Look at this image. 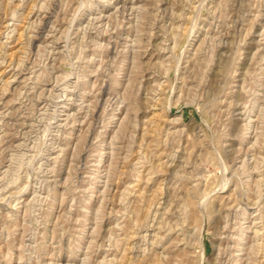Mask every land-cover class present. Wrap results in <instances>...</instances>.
I'll list each match as a JSON object with an SVG mask.
<instances>
[{
    "label": "rangeland",
    "instance_id": "obj_1",
    "mask_svg": "<svg viewBox=\"0 0 264 264\" xmlns=\"http://www.w3.org/2000/svg\"><path fill=\"white\" fill-rule=\"evenodd\" d=\"M0 264H264V0H0Z\"/></svg>",
    "mask_w": 264,
    "mask_h": 264
}]
</instances>
